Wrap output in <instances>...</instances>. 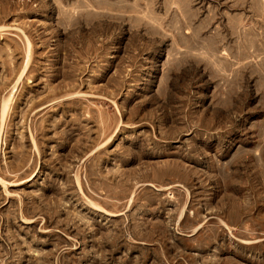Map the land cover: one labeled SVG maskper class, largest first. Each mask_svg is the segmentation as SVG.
Wrapping results in <instances>:
<instances>
[{"label":"rangeland","instance_id":"1","mask_svg":"<svg viewBox=\"0 0 264 264\" xmlns=\"http://www.w3.org/2000/svg\"><path fill=\"white\" fill-rule=\"evenodd\" d=\"M263 22L0 0V264H264Z\"/></svg>","mask_w":264,"mask_h":264},{"label":"bare ground","instance_id":"2","mask_svg":"<svg viewBox=\"0 0 264 264\" xmlns=\"http://www.w3.org/2000/svg\"><path fill=\"white\" fill-rule=\"evenodd\" d=\"M235 1V0H234ZM245 3V2H244ZM230 4V3H229ZM240 4V3H239ZM226 5V4H225ZM241 6V5H240ZM251 8V7H250ZM83 15H84V13H83ZM101 19V18H100ZM263 24H264V22H263ZM233 25V24H232ZM262 26V25H261ZM232 29V32H235V31H238L240 28H241V26L239 25V24H237V25H233L232 27H231ZM262 28V27H261ZM229 30V29H228ZM230 30V31H231ZM241 31L243 30V27L240 29ZM28 53V52H27ZM260 70V69H259ZM243 79H244V77H243ZM246 79V78H245ZM245 81V80H244ZM246 82V81H245ZM241 85V84H240ZM244 85H246V84H244ZM247 86V85H246ZM242 87H244V86H242ZM248 87V86H247ZM247 89V88H246ZM243 91H244V89H243ZM242 94H243V92H242ZM241 94V95H242ZM236 96H240V95H236ZM237 98V97H236ZM240 99V98H239ZM10 101H12V99H8L7 101H6V103H4L3 104V107H2V120L5 118V115H6V113L9 111V108H10ZM117 208V207H116ZM117 213V212H116Z\"/></svg>","mask_w":264,"mask_h":264}]
</instances>
